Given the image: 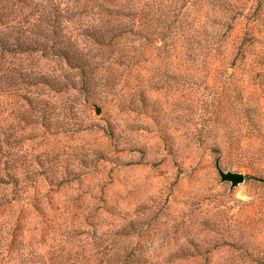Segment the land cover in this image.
Segmentation results:
<instances>
[{
	"label": "rangeland",
	"instance_id": "rangeland-1",
	"mask_svg": "<svg viewBox=\"0 0 264 264\" xmlns=\"http://www.w3.org/2000/svg\"><path fill=\"white\" fill-rule=\"evenodd\" d=\"M21 18L0 25L34 48L0 61V264H264V0Z\"/></svg>",
	"mask_w": 264,
	"mask_h": 264
},
{
	"label": "trees",
	"instance_id": "trees-1",
	"mask_svg": "<svg viewBox=\"0 0 264 264\" xmlns=\"http://www.w3.org/2000/svg\"><path fill=\"white\" fill-rule=\"evenodd\" d=\"M27 1L28 0H0V25H10L17 22L19 28H21V8L26 6ZM19 28L17 29L20 31L21 29ZM24 35L25 32L21 33L20 37L13 38L8 33H4V31L0 30V61H4L5 57L10 54H26L33 51L34 48H32L29 41L24 38Z\"/></svg>",
	"mask_w": 264,
	"mask_h": 264
},
{
	"label": "water",
	"instance_id": "water-1",
	"mask_svg": "<svg viewBox=\"0 0 264 264\" xmlns=\"http://www.w3.org/2000/svg\"><path fill=\"white\" fill-rule=\"evenodd\" d=\"M101 110L100 108H96V114L100 115ZM216 168L219 172V175L221 177V180L223 182H228L231 183V188H235L237 186H239L240 184H242L244 182V176L240 173H232V172H224L220 166L219 163L217 162L216 164Z\"/></svg>",
	"mask_w": 264,
	"mask_h": 264
}]
</instances>
